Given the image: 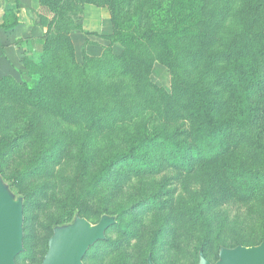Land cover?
<instances>
[{
    "label": "rangeland",
    "instance_id": "1",
    "mask_svg": "<svg viewBox=\"0 0 264 264\" xmlns=\"http://www.w3.org/2000/svg\"><path fill=\"white\" fill-rule=\"evenodd\" d=\"M20 1L19 10L13 0H0V173L24 201V250L17 264H42L54 227L78 215L92 223L104 214L117 219L90 247L85 264H147L150 255L156 264H198L202 248L216 262L223 246L264 241V5L257 4L264 0L210 1L202 20L194 11L162 19L177 31L213 35L217 4L232 6L218 29L221 95L212 91L214 74L204 84L214 131L177 135L179 143L190 144L185 151L163 144L154 131L190 123L183 52L202 43L198 35L188 37L190 43L170 41L179 48L168 56L171 67L156 60L150 70L142 68L156 86L147 89L140 69L98 75L96 67L123 55L125 37L139 25L163 30L161 18L149 11L153 0H58L61 15ZM255 10L261 20H254ZM40 17L56 22L52 33L47 24L46 31L36 27ZM19 18L21 25L1 28ZM247 26L255 31L252 40L245 37ZM72 45L90 72L57 68L60 58L62 67L69 65ZM232 50L238 51L235 63L251 75L246 87L242 71L230 70ZM43 73L48 81L41 80ZM88 81L97 90L89 96L85 88L76 101L88 111L105 109L96 124L62 112L61 88L67 92L73 82V91ZM43 97L46 103L39 105ZM146 132L151 141L127 157Z\"/></svg>",
    "mask_w": 264,
    "mask_h": 264
},
{
    "label": "trees",
    "instance_id": "2",
    "mask_svg": "<svg viewBox=\"0 0 264 264\" xmlns=\"http://www.w3.org/2000/svg\"><path fill=\"white\" fill-rule=\"evenodd\" d=\"M39 4L47 9L51 13L60 14L61 15V4L58 0H37ZM132 3L134 0H130ZM148 2V0H146ZM145 1V2H146ZM153 4L151 5L149 11L152 12V15L157 16V18L166 19L171 14H187L189 17V14L192 13V11L199 13L198 19H203L202 14L205 12V9L207 8V5L210 3V1H218V0H153ZM15 3V7L20 10L21 8V1L20 0H13ZM146 2V3H147ZM144 3V2H143ZM141 3V4H143ZM218 3V2H217ZM149 4V3H147ZM258 8L261 5H264L262 1H259ZM218 8V14H216L212 21L213 24H215L216 31L213 35H210L208 32L203 33L202 31L198 30L196 32L192 31H177V27L173 26V28H170L169 25H172V23L164 22L162 24L163 30L161 32H157L155 27L151 26L149 29H143L140 25L138 28H135V34H131L125 39L129 41L125 46V51L123 52V55H113V58L108 59V64H103L102 66L96 67V72L98 75H101L103 71L106 69H110L114 72H122L127 76L130 71H135L140 69L144 73V69L150 70L153 66L154 61L158 60L159 62L166 64L168 67L170 66V59L168 56L171 55L173 51L175 53L179 48L169 46V43L173 39H179L185 40L186 43H190L188 41H192L191 37L193 35H198L197 38L200 37V40L202 43L195 44L194 47L192 46L189 49H186L185 52H183V57L185 55L186 59L184 60L185 63L188 64V67L184 70V76L185 79L184 82H182V85L186 87V112L187 116L190 119V123L185 124H176V125H161L160 131H154L155 135L163 144H172V146H176V149L179 150H187L190 149L189 145H184L179 143L180 138L177 137L179 134H184L186 137L192 136H202L208 131H214L212 128H208V120L211 119V113L210 109L208 108V102H209V96L210 92L207 91L204 88V84L206 82V78L212 73L216 76L217 80L214 83L212 91L216 93L217 95H221L223 87H222V81L219 79L221 76V73H216V67L220 65L221 56H222V50L216 49L217 42L220 40V25L227 20H229V17L232 16V6L228 5L227 2L223 3V7L219 8V5L217 4ZM153 10V11H152ZM174 10V11H173ZM254 20H261V18L258 15V10L254 11L253 14ZM39 23L41 25L47 24L49 29L48 33H52L53 25L56 22L50 21L49 19H46L44 17H40ZM20 18L19 20H15L12 23L9 24H1V28L3 29H13L15 26L20 24ZM81 28V27H79ZM118 30V28H116ZM246 38L252 40L256 35L255 31L251 26L246 27ZM143 39V41L141 40ZM68 41L71 43V38L68 37ZM150 42V43H149ZM157 43V44H156ZM140 47L142 50V56L138 54V51H140ZM145 47V48H144ZM61 49L62 47L58 45L56 49ZM184 51V50H183ZM171 52V53H170ZM169 54V55H168ZM238 54V51L232 50L230 54V58H232V71L235 69H239V71L244 75L245 79L242 80L243 77L239 79L241 83L245 82L243 84L244 87H246L248 79L251 77L248 70H246V67H243V65L239 66L237 63H235L236 56ZM64 61L63 58H60L58 61H56V65H59L57 68L65 69V70H74V71H80L83 73V68L86 70L91 71L90 65L83 66L81 63H79L76 60L74 48L72 45V55L70 63L67 67H62V62ZM61 63V64H60ZM171 67V66H170ZM144 68V69H142ZM149 72V71H148ZM216 73V74H215ZM40 77V74H38ZM43 82L48 81V75L43 73L42 79ZM144 80L147 81L146 88L151 86L153 88L156 87L154 84L150 82V79L147 77V73H144ZM151 85H150V84ZM88 86L84 87L83 84L78 83L76 85V89L71 91V87L73 85V82L71 84L70 89L65 92L61 88V96L62 101L64 102L63 106V114L66 116H74L79 118H86V119H92L93 124H96L99 122V119L101 118V115H104L103 112L105 109L99 110L95 109L94 111H88L84 109V103L82 100L76 101V96L78 93L85 90L87 91V95L92 96L97 88L90 84L89 81L87 82ZM145 84V82H144ZM153 85V86H152ZM29 87H31L29 85ZM34 90V89H31ZM247 92V91H246ZM51 94H55V89H51ZM63 94V95H62ZM244 94V93H243ZM88 98V96H87ZM46 103V97H43L40 101L39 105H42ZM52 108H55V105H52ZM59 108V106H58ZM115 107L112 109L114 110ZM213 122H211V127L213 126ZM179 127V128H178ZM164 129L168 130V133L164 134ZM148 132L140 135L138 139L131 145L130 147V154H127V157L136 156L137 153H139L146 144V142H149L151 140H148L149 138H152L148 135ZM143 136V137H142ZM173 141V142H170ZM261 173V172H260ZM259 173V174H260ZM264 175V173L262 174ZM218 190H220L218 188ZM222 194H227L226 191H223ZM66 221L60 220L58 222V225L65 224ZM117 223V219H116ZM114 226V224L112 225ZM111 226V227H112ZM110 227V228H111ZM110 228L107 230V232L110 230ZM106 232V233H107ZM204 253L207 255V257L210 259L208 254L206 253L205 249ZM153 258V257H152ZM211 260V259H210Z\"/></svg>",
    "mask_w": 264,
    "mask_h": 264
},
{
    "label": "water",
    "instance_id": "3",
    "mask_svg": "<svg viewBox=\"0 0 264 264\" xmlns=\"http://www.w3.org/2000/svg\"><path fill=\"white\" fill-rule=\"evenodd\" d=\"M116 216L104 214L97 223L76 216L69 224L57 225L48 241L42 264H85L90 247L106 238ZM24 201L17 197L0 173V264H17L24 250ZM147 264H156L150 255ZM198 264H264V241L258 245L221 247L219 259L212 262L203 249Z\"/></svg>",
    "mask_w": 264,
    "mask_h": 264
},
{
    "label": "crops",
    "instance_id": "4",
    "mask_svg": "<svg viewBox=\"0 0 264 264\" xmlns=\"http://www.w3.org/2000/svg\"><path fill=\"white\" fill-rule=\"evenodd\" d=\"M33 1H35V2H37L38 3V8H43L40 4H39V2L37 1V0H33ZM19 25H21V24H19ZM18 26V25H17ZM16 27V26H15ZM36 27H38L39 29H41L42 31H46V29H47V27H45V25H37ZM38 36H39V34H38Z\"/></svg>",
    "mask_w": 264,
    "mask_h": 264
}]
</instances>
